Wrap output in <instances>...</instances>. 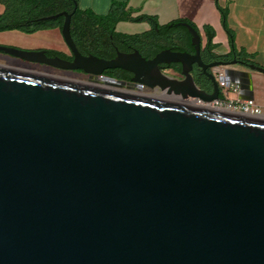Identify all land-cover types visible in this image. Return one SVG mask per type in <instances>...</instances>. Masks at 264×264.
Segmentation results:
<instances>
[{
    "label": "water",
    "instance_id": "1",
    "mask_svg": "<svg viewBox=\"0 0 264 264\" xmlns=\"http://www.w3.org/2000/svg\"><path fill=\"white\" fill-rule=\"evenodd\" d=\"M75 9L39 19L62 18L71 62L0 51L92 77L121 69L160 94L0 65V264H264V118L198 103L218 99V82L252 100L249 75L205 64L186 23L191 54L81 56ZM169 63L180 80L160 73ZM246 67L264 87V66Z\"/></svg>",
    "mask_w": 264,
    "mask_h": 264
},
{
    "label": "crops",
    "instance_id": "2",
    "mask_svg": "<svg viewBox=\"0 0 264 264\" xmlns=\"http://www.w3.org/2000/svg\"><path fill=\"white\" fill-rule=\"evenodd\" d=\"M112 2L125 3V9L131 11V17L139 15L153 17L159 26L179 20L189 22L196 28L199 37L205 36L204 27H208L213 35L211 44L216 46L213 53L227 55L230 48L221 26L219 8L225 12L226 27L233 38V50L236 53L252 55L250 62L253 65L264 66V0H76V7L92 11L96 15L98 10H105L106 13ZM2 11L3 7L0 5V15ZM133 26L143 28L137 31L132 29ZM115 28L119 30L115 32L125 35H138L149 29L144 23L130 22H119ZM41 33L53 35L60 40L57 30H44ZM7 35L8 32H0V44L6 42ZM221 46L225 53L217 51ZM232 69L244 71L249 75L247 90L252 91L253 97H259L261 108L264 109L262 76L249 69L242 70L236 67Z\"/></svg>",
    "mask_w": 264,
    "mask_h": 264
},
{
    "label": "trees",
    "instance_id": "3",
    "mask_svg": "<svg viewBox=\"0 0 264 264\" xmlns=\"http://www.w3.org/2000/svg\"><path fill=\"white\" fill-rule=\"evenodd\" d=\"M23 0H13L11 3L18 4ZM29 3L33 8H36L39 5V0H24ZM56 2H60L66 4V9L61 12L69 13L72 9L73 2L76 3V0H54ZM0 5L3 7L2 14L0 15V32H5L9 30H18L26 34H31L33 32L45 29L58 28L60 29L62 18L58 17L56 19L50 21H39L41 17L35 16H17L15 17V23H9L10 17L8 16V7L5 6V3ZM11 5V6H12ZM125 3L121 2H112L107 13L103 16H94L91 13L86 11H79L76 7L75 11L70 17L69 22V33L70 37L74 43V46H84L88 51L93 47L98 41H104L109 43L110 41L115 42L117 40H124L127 43L133 44L134 48L139 51L140 48L145 46L146 48H150L152 53H155L162 49H169L172 51L182 50L185 47L184 45H176L175 43L169 41L172 36L182 35L186 38V45L190 48L188 43L189 35L185 31L184 28L177 26L178 23H186L190 27H192L196 33V28L189 22L179 20L168 23L164 26L157 25L155 19L153 17H149L146 15H139L136 17H131V11L125 9ZM10 10V9H9ZM218 12L220 14V22L221 26L227 36L228 45L230 48V53L227 55H216L213 53V50L216 48L215 45L211 44L212 39V31L208 27H204L205 33V45H204V53L209 54V58L213 59H221V58H230L234 57L244 62H250L253 58L252 55L244 54L243 52L236 53L233 50V38L231 32L226 27L225 21V12L218 8ZM119 22H130V23H146L149 26L148 31L140 33L138 35H123L114 31L115 26ZM159 37L167 38L168 41L165 42H157ZM162 44H164L162 46ZM202 60V59H201ZM179 69H176L178 72ZM192 78L194 83L200 87L204 88L203 83L199 81L198 72L194 71L192 74Z\"/></svg>",
    "mask_w": 264,
    "mask_h": 264
},
{
    "label": "flooded vegetation",
    "instance_id": "4",
    "mask_svg": "<svg viewBox=\"0 0 264 264\" xmlns=\"http://www.w3.org/2000/svg\"><path fill=\"white\" fill-rule=\"evenodd\" d=\"M115 31V30H114ZM157 42H165V41H171L175 43L176 45H184L185 47L182 50H178L179 52H186L191 54L192 53V47L190 48L186 45V38L182 35H175L172 36L170 39L167 40V38L159 37ZM190 40V37H189ZM189 43V41H188ZM190 45V43H189ZM18 50L23 51H34V52H42L45 58L47 59H59L65 62H71L72 61V53L64 46L61 50H49L44 48H32V49H26V48H20L17 46H7ZM75 48L77 52L81 56H88L92 55L99 59L109 60L112 59L116 53L121 54H129L133 50H136L138 54L144 58L145 60L151 59L157 52L152 53V50L150 48H146L143 46L142 48L137 49L134 48L133 44L127 43L124 40H117L115 42L110 41L109 43H106L104 41H98L91 49L88 51L84 46H76ZM209 54L204 53V47L200 49V58L205 64L215 62V61H223V62H230L235 61L236 63H239V65H235L234 67L247 70V64H250L248 62L241 61L239 59H236L234 57L230 58H221V59H213L208 57ZM0 59L4 62L12 63L14 65H18V67L22 69H28L32 71L41 72L48 75H54L59 76L63 78L73 79V80H79V81H89L94 83H101L102 80H112L116 83H118V88L121 90H128V91H138L139 93L143 94H153V95H159L160 92L157 89H148L145 86H142L137 83L130 82V79L132 78V75L124 70L121 69H108L103 70L99 75L92 77L88 74L83 73L81 70H62L59 68H55L49 65H46L44 63L34 62V61H26L23 59H20L18 57H14L11 55H8L2 51H0ZM159 71L162 75L166 76L167 78L174 79V80H180L181 77L179 75V70L176 72V69H179L178 64H161L158 66ZM196 71L198 74L201 75L200 70L197 69L195 66L192 67L191 74ZM199 81L203 84H205V79L201 75L199 76ZM103 83V82H102ZM204 89L206 91H209V88L204 86ZM219 93V92H218Z\"/></svg>",
    "mask_w": 264,
    "mask_h": 264
},
{
    "label": "rangeland",
    "instance_id": "5",
    "mask_svg": "<svg viewBox=\"0 0 264 264\" xmlns=\"http://www.w3.org/2000/svg\"><path fill=\"white\" fill-rule=\"evenodd\" d=\"M13 0H0L2 4L5 3V6L8 7V16L10 17L9 23H15V17L17 16H35V17H48L52 16L56 13H59L61 11H64L66 9V4L56 2L54 0H39V5L36 6V8H33L29 3L25 2H20L18 4H13ZM12 5V6H11ZM79 11H86L88 13H91L94 16H103L105 15V10H98L96 11L97 14L95 15L92 11L89 10H80ZM103 14V15H102ZM45 22V21H44ZM146 24V23H144ZM147 25V24H146ZM148 26V25H147ZM143 26H133L132 29H135L137 31L142 30ZM149 28V26H148ZM46 31H51V30H57V33L60 37V33L58 28H52V29H45ZM115 31H119L118 28L114 29ZM44 30H39L36 32H33L31 34H26L18 30H9L5 31L8 32V35L5 36L6 42L4 44H0V46H17L20 48H26V49H32V48H44V49H49V50H61L63 47V42L60 37V40L53 35L50 34H43L41 33ZM125 35V34H123ZM22 36V37H20ZM127 36V35H126ZM129 36V35H128ZM200 49L204 47L205 45V36L200 35ZM164 44H162L163 46ZM218 52L225 53V49L221 46L218 50ZM0 65L4 66H9V67H14V68H20L18 65H14L12 63L4 62L0 59ZM22 69V68H20ZM28 70V69H25ZM253 104L259 107H262L260 105V100L259 97L254 96L253 97Z\"/></svg>",
    "mask_w": 264,
    "mask_h": 264
},
{
    "label": "built area",
    "instance_id": "6",
    "mask_svg": "<svg viewBox=\"0 0 264 264\" xmlns=\"http://www.w3.org/2000/svg\"><path fill=\"white\" fill-rule=\"evenodd\" d=\"M219 71V68L212 69L213 77L216 80L220 76ZM218 91V99L212 100L210 102L199 101L198 103L211 109L227 111L248 117L264 118L263 108L254 105L252 100H241L237 97V85L230 84L228 87H225L223 83L218 82Z\"/></svg>",
    "mask_w": 264,
    "mask_h": 264
}]
</instances>
